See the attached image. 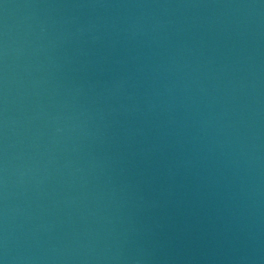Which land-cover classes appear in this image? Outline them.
I'll use <instances>...</instances> for the list:
<instances>
[{"label":"water","instance_id":"water-1","mask_svg":"<svg viewBox=\"0 0 264 264\" xmlns=\"http://www.w3.org/2000/svg\"><path fill=\"white\" fill-rule=\"evenodd\" d=\"M0 264H264V0H0Z\"/></svg>","mask_w":264,"mask_h":264}]
</instances>
